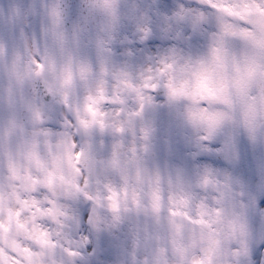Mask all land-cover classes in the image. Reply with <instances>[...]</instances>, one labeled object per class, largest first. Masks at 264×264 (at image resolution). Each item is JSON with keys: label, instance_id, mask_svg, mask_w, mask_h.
<instances>
[{"label": "clouds", "instance_id": "9594fccd", "mask_svg": "<svg viewBox=\"0 0 264 264\" xmlns=\"http://www.w3.org/2000/svg\"><path fill=\"white\" fill-rule=\"evenodd\" d=\"M0 264H264V0H0Z\"/></svg>", "mask_w": 264, "mask_h": 264}]
</instances>
